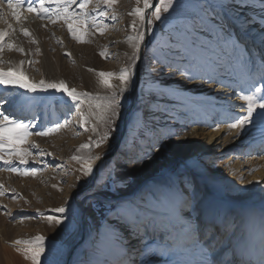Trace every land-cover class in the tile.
Segmentation results:
<instances>
[{"label":"rangeland","instance_id":"374dc122","mask_svg":"<svg viewBox=\"0 0 264 264\" xmlns=\"http://www.w3.org/2000/svg\"><path fill=\"white\" fill-rule=\"evenodd\" d=\"M79 2L77 0V4ZM98 2L100 10L106 11L108 16L101 17L99 11H91ZM227 2L231 6L227 9L228 19L223 21L222 35L224 39H228L230 35L233 43L239 41L238 50L232 58V67L219 71L211 67L194 66L189 72H185L187 63L182 62L181 57L171 55L168 52L169 42H166V35L173 27L176 12L169 10L165 13L162 10L161 20H153L152 30L140 42L139 58L127 91L123 96L117 97L120 107L116 109L119 116L114 125H106L99 120L102 109H97L95 105L102 101L97 97H104L110 92L101 85L98 73L104 71L118 74L121 68L132 63L130 57L136 51L133 45L138 41L128 40V36H137V30L130 25L135 20L138 28L142 26L139 17L130 16L129 13L135 7H143V0H117L112 6H105L102 0H91L86 42L83 43L71 37L63 21L52 24L26 12H22L19 23L12 20L10 14L7 22L0 20V29L8 30V23L16 29L14 32L9 31V36L6 37V42L13 43L14 48L9 50L5 47L0 52V60L3 61L0 67L7 70L17 61V67L24 72L28 82H39L42 79L46 82H59L63 77L71 88L91 94V98L86 100L92 104L97 116L96 125L89 116H82L80 105L87 108L85 100L78 106L70 101L59 103L52 96L54 93H28L18 86L0 85L3 87L0 90V100L8 101L2 108L6 114L24 119L26 123L31 121L39 129H55L48 136L28 137V144L23 147H30L33 143L39 147L30 148L33 155L27 158V165H20L14 159L13 166L21 171L36 169L35 176L12 173L0 162V185H3L0 190L4 192V195H0V205L6 206V209L0 210V264H32L30 259L25 258L24 250L29 245L16 244L15 241L29 240L37 235L46 237V250H52L51 253L46 251V255L41 257V264H88L91 244L85 243L84 238L81 240L79 218L74 220L68 216L72 221L70 224L57 225L54 220L49 222L47 218L48 215H57L51 210L67 206L65 215H68L74 203L80 202L87 211L85 220L82 217L81 220L84 227H87L86 236H90L104 224L110 205L140 198L165 173H184L192 181L194 201L205 215L211 213L219 216L217 205L223 202L229 205L226 217L236 221L237 225L249 218L259 223L264 216V175H258L261 171L264 173V125L250 124L243 129H233L230 127V123L234 122L233 117L244 115V111L237 114L224 113L218 107L220 102L212 101L202 106L203 114L200 115L184 99L177 100L165 90L166 87H174L209 95L216 93L220 86L230 88L234 84L236 98L246 106L241 95L250 94L254 87L261 86V77L264 76L262 60L258 59V55L251 54L244 31L239 33L232 20L237 19L243 26L242 29H250L255 24L258 30H264V0ZM157 6H161L160 0ZM73 9L79 11L76 5L71 6L70 10ZM113 14L116 16L115 20L111 19ZM94 22L100 24L101 28L94 27ZM21 28L28 29L30 36H24L20 32ZM147 36V43L143 46ZM193 38L206 41L208 33L205 31ZM32 40L36 43L33 44ZM16 48H23L25 54H21ZM29 60L33 61L31 65ZM21 61L24 63L21 64ZM253 66L259 71L250 73L248 70ZM189 76L194 78L189 79ZM210 76L211 80L208 79ZM110 83L115 88L120 82L114 76ZM142 83L165 88L152 91L147 98H143L139 87ZM217 97L220 95L217 94ZM65 120L71 122L59 129L55 128L57 123ZM85 120L87 124L82 126ZM93 126L96 127L95 132L92 131ZM149 126H153V134L143 143L128 149L125 144L127 134L137 135ZM113 127L114 130H110ZM222 127H228L236 133L237 138H240L239 143L232 144L224 151L201 157L197 163L179 156V153L197 141L195 130L201 132L203 129L218 130ZM105 133H109L108 139L98 147L77 151L84 143L94 144L99 141ZM161 142L162 151H154L153 145ZM74 156L83 159L73 160ZM89 156L101 157L92 162L93 169L97 167L98 170L94 180L92 174L85 177L82 172V166ZM229 170L234 171L235 176L240 179L245 187L244 192L233 194L229 190L221 194L217 190L216 183ZM199 181L204 182L196 189ZM206 192L209 196H206ZM9 229L12 236L7 239L2 236V232ZM156 232L153 234L155 244L152 245L156 255H151L150 250V259L140 254L139 250L143 247L140 242L134 244L135 255L131 256H136L138 264H141L142 259L145 264H170L171 260L180 258L169 257L161 239V231L157 232L159 235ZM242 234V229H238L234 235L224 236L222 239L217 237L218 244L214 246L217 256L223 257L224 261H231L233 250L239 255L237 246ZM125 235L128 236L127 241L131 240L129 244L134 242V236L128 233ZM129 244L127 253L133 250V247L129 248Z\"/></svg>","mask_w":264,"mask_h":264},{"label":"snow or ice","instance_id":"6c2138e0","mask_svg":"<svg viewBox=\"0 0 264 264\" xmlns=\"http://www.w3.org/2000/svg\"><path fill=\"white\" fill-rule=\"evenodd\" d=\"M27 7L25 8V3ZM139 2V0H138ZM105 6H112L117 0H102ZM35 4V6H34ZM91 0H0V20L7 22V17L20 22L22 12L34 14L41 20H48L55 24L63 21L71 37L77 42H86L87 26L89 20L88 7ZM55 5V7H51ZM72 5H76L79 11L70 10ZM160 5L155 8L151 16L146 19V10L152 7V0H143V7H135L130 16L139 17L140 25L133 20L131 28L137 30V36H128V40L138 41L133 47L136 51L130 57L132 63L121 68L118 74L113 72L100 71V83L110 94L104 97H97L102 103L96 104L97 109H102L99 113V120L106 125H114L115 119L119 113L116 111L120 107L117 100L118 95L123 96L127 91L129 84L134 76V66L138 60L140 42L145 39L146 33L153 27V20H161V11L168 13L169 10L176 12L172 29L167 33L169 36L168 52L173 56L181 57L182 62L187 63L188 68L184 71L189 72L194 66L211 67L214 70L223 71L232 67V58L238 50L239 41L231 42L224 39L223 21L228 19L227 9L231 6L227 0H160ZM100 2L92 7V12L99 11V16L106 17L108 13L100 10ZM111 19L115 20L113 14ZM146 25V27H143ZM93 26L100 29L101 25L93 23ZM8 30L0 29V52L7 47L13 50L14 45L6 42L9 31L14 32L11 23L7 25ZM207 31L206 41H197L193 37ZM20 32L24 36H30L26 28H21ZM101 34L103 31L101 30ZM33 44L35 40L31 41ZM21 54L23 48H16ZM192 50H195L194 52ZM39 49H37V52ZM104 56V53H101ZM33 61L29 60L31 65ZM3 61L0 60V64ZM24 62L21 61V64ZM261 67H264V61H261ZM253 66L248 71H257ZM155 71V69H153ZM183 74V73H182ZM118 78L119 85L115 88L110 81L113 77ZM194 78L189 76V79ZM209 80L212 77H208ZM0 85L19 87L28 93L47 92L55 90L62 92L70 98L71 102L79 105L85 99H90L91 94L78 92L75 88H69L65 81L46 82H28L21 68H8L5 70L0 67ZM246 102L241 105L244 115L233 117L234 122L230 123L233 129H243L246 125L260 124L264 125V76L261 77V86L254 87L250 94H242L240 97ZM6 100H0V162L7 167V170L23 176H35L36 169L31 171H21L20 168L13 166L14 159L20 165H27L29 156L33 153L31 149L38 148L36 144L30 147H23L28 144V137L31 135L48 136L55 129H39L31 121L25 122L24 119L6 114L2 108ZM70 120L63 123H57L55 128L64 127ZM85 120L83 125H86ZM37 129L32 131V129ZM110 130H114V127ZM92 131H96L93 126ZM152 130H148L151 134ZM143 136L144 133H141ZM109 133H105L99 141L94 144L84 143L80 145L77 151L90 150L92 147H98L103 141L107 140ZM163 143L153 145L154 151H162ZM73 160L80 161L83 158L79 156L72 157ZM101 159L100 156H89L82 166V172L85 177L93 173L92 162ZM3 185H0V189ZM194 187L192 181L186 178L184 173H165L160 180L147 190V192L138 199L123 200L115 205H110L107 209L105 222L101 228L97 229L91 241V255L88 264H124L129 254L126 252V241L128 233L131 236L138 237L143 247L139 250L140 254L146 259L151 255H156L152 245L155 240H149L148 236L161 231V239L164 242L165 250L169 257H180L171 260L170 264H264V216L260 218L259 223L249 218L241 225L228 217H220L215 214H207L199 209L193 197ZM0 195L4 192L0 190ZM15 198V197H13ZM6 209V206L0 205V210ZM57 215H48L49 222L53 220L57 225L71 223L68 216L67 206H62L51 210ZM238 229H242L240 237L239 255L233 250V259L224 261L223 257H218L215 245L218 244L217 237L221 239L224 236L234 235ZM46 237L37 235L29 240H17L16 244H27L25 249V258L30 259L32 264H41V257L46 255V251L51 253V249L46 250ZM145 264V260H141Z\"/></svg>","mask_w":264,"mask_h":264},{"label":"bare ground","instance_id":"6f19581e","mask_svg":"<svg viewBox=\"0 0 264 264\" xmlns=\"http://www.w3.org/2000/svg\"><path fill=\"white\" fill-rule=\"evenodd\" d=\"M155 9V8H154ZM153 9V10H154ZM147 11V10H146ZM151 12V11H150ZM150 14V13H149ZM232 24L234 25V28L238 30V32L242 33L244 31V35L246 36L245 39L248 41V46L250 47L249 50L251 54L258 55V59L264 61V30H261L257 28V25L252 24L250 29H242V25L239 24V21L232 20ZM251 32V34H249ZM249 34V35H248ZM249 36V37H247ZM166 42H169V36L166 35ZM142 49V47H141ZM17 61H14L11 65V68H17L18 63ZM59 63V60L57 61ZM174 70V69H173ZM259 71V70H257ZM174 72V71H173ZM142 78V75L140 76ZM67 86L71 88L69 83L63 79ZM141 80V79H140ZM232 82V81H230ZM230 88H225L220 86L213 94H196L193 92H189L186 90H181V89H175L174 87H162L160 85L153 86L151 84H139L140 90L143 93V98H147L152 91H158L163 88H165L166 93L170 96H172L175 99H184L189 105H192L197 111H199V114H203V105L210 104L212 101H218L220 102L219 104V109L221 112H229L234 114L241 113V106L242 103L239 102V99L236 98L237 91H236V86L234 84H231ZM3 87L0 86V90H2ZM47 93H54L52 96L57 100L59 103H64L68 102L70 100L69 97H67L64 93L62 92H56L55 90H48ZM217 94L220 95V97H217ZM207 96V97H206ZM204 97V98H202ZM87 108L84 105H80L81 109V114L82 116L85 117H90L93 119V123L96 125L97 123V116L94 107L92 106L89 101H87ZM84 103V102H83ZM73 104V102H71ZM75 105V104H73ZM83 111V112H82ZM151 129L153 131V126H149L146 128L144 131H139V134L133 135V133L127 134V139L125 144L127 145V148L130 150L134 148V146L138 143H143V141L148 137L151 136L153 133L148 134V130ZM141 133H144L142 136ZM196 134V142L189 146V148L185 149V151L179 153V156H184L186 159L190 162L197 163L201 157H206L211 155L213 152H219V151H224L228 147H230L232 144L236 145V143H239L240 138H237L236 133H233L231 129H228V127H222L218 130L216 129H203L201 132L195 130ZM238 145V144H237ZM97 168V167H96ZM94 169L92 173V178L93 180L96 178V172L98 171L97 169ZM98 173V172H97ZM260 177L264 175V173L261 171L259 172ZM100 180V179H99ZM204 181H199L196 183V189H198ZM217 184V190L220 191L221 194H225L227 191L231 190L233 194H239L245 191V187L242 185V182L238 177L235 176L234 171L229 170V172H225L223 175V178L220 180L219 183ZM215 190V191H217ZM95 196V195H94ZM206 196H209V194L206 192ZM218 209L217 211L219 212L220 217H226L227 210L229 209V205L227 203L220 202L217 205ZM87 214V211L84 209V207L80 204V202L76 201L73 205V208L69 210V213L67 216H69L71 219L74 218H79L81 221V240L84 238L85 243L91 244L92 237L95 235L96 230L90 235H87V227H84V222H82V218L85 220V216ZM82 217V218H81ZM75 220V219H74ZM87 221V220H86ZM86 225V223H85ZM85 228V229H84ZM85 230V232H84ZM160 230H157L159 232ZM156 232V233H157ZM153 234L151 233L148 236L149 240H153ZM159 235V233H157ZM157 235V238H158ZM2 236L5 238L9 239L12 236V231L9 230H4L2 232ZM134 242L129 244L131 240L126 241V244L129 248L133 247V250L130 251L128 254L131 256L134 254L135 251V246L136 242H140V239L138 237L133 238ZM91 246V245H90ZM15 249V248H14ZM127 249V248H126ZM135 255V254H134ZM136 256H131L129 258H126L124 261V264H138V261H136Z\"/></svg>","mask_w":264,"mask_h":264},{"label":"water","instance_id":"95a60500","mask_svg":"<svg viewBox=\"0 0 264 264\" xmlns=\"http://www.w3.org/2000/svg\"><path fill=\"white\" fill-rule=\"evenodd\" d=\"M157 3H158V0H153L152 7L149 8V9H147V11H146V19L149 17V13H150V11H152V10L156 7ZM145 27H146V25H145ZM147 40H148V36H147V38H146V40H145L143 46L146 45ZM142 56H143V53H142V49H141V52H140V58H142ZM100 162H102V161H100Z\"/></svg>","mask_w":264,"mask_h":264}]
</instances>
